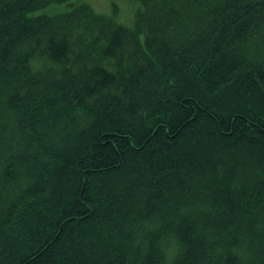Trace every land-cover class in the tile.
<instances>
[{"label":"trees","instance_id":"trees-1","mask_svg":"<svg viewBox=\"0 0 264 264\" xmlns=\"http://www.w3.org/2000/svg\"><path fill=\"white\" fill-rule=\"evenodd\" d=\"M0 0V264H264V0Z\"/></svg>","mask_w":264,"mask_h":264},{"label":"rangeland","instance_id":"rangeland-1","mask_svg":"<svg viewBox=\"0 0 264 264\" xmlns=\"http://www.w3.org/2000/svg\"><path fill=\"white\" fill-rule=\"evenodd\" d=\"M87 2H90L97 11L101 12L108 11L110 2L116 4L121 10L123 9L126 15L130 11V4L127 0H87Z\"/></svg>","mask_w":264,"mask_h":264}]
</instances>
